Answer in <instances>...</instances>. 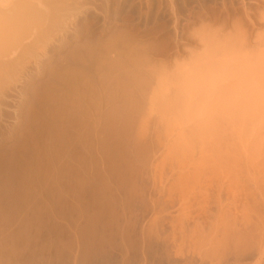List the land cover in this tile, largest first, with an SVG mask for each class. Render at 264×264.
<instances>
[{"label":"rangeland","instance_id":"1","mask_svg":"<svg viewBox=\"0 0 264 264\" xmlns=\"http://www.w3.org/2000/svg\"><path fill=\"white\" fill-rule=\"evenodd\" d=\"M0 32V264H264V0H0ZM164 134L219 140V220L212 181L196 221L162 199Z\"/></svg>","mask_w":264,"mask_h":264},{"label":"bare ground","instance_id":"2","mask_svg":"<svg viewBox=\"0 0 264 264\" xmlns=\"http://www.w3.org/2000/svg\"><path fill=\"white\" fill-rule=\"evenodd\" d=\"M31 8V7H30ZM4 10V9H3ZM15 11V10H14ZM24 11H27V8H25L24 9ZM23 11V12H24ZM8 13V12H7ZM12 13V12H11ZM15 14H16V12H14ZM20 15H21V13H20ZM3 16H5V15H3ZM19 16V15H18ZM20 17H23V16H20ZM30 17H31V13H30ZM25 18H26V16H25ZM25 18H23V19H25ZM3 19V18H2ZM11 19H13V18H11ZM17 19V18H16ZM22 19V18H21ZM20 19V20H21ZM28 19V18H27ZM26 19V20H27ZM5 20V19H4ZM33 20V19H32ZM31 20V21H32ZM7 21V20H6ZM23 21V20H22ZM25 21V20H24ZM30 21V20H29ZM9 22V21H8ZM12 22V21H11ZM10 22V23H11ZM15 22H16V20H15ZM2 23V22H1ZM13 23V22H12ZM19 23V22H18ZM4 24V23H3ZM14 25V24H13ZM12 25V26H13ZM18 25V24H17ZM5 26V25H4ZM25 26V25H24ZM10 27V26H9ZM6 28H8V27H6ZM12 28H14V27H12ZM17 29V28H16ZM19 29V28H18ZM17 29V30H18ZM11 30V29H10ZM23 30V29H22ZM4 31V30H3ZM3 31H1V32H3ZM19 31V30H18ZM0 32V33H1ZM11 32V31H10ZM16 32V31H15ZM20 32V31H19ZM4 33H6L5 31H4ZM23 33V32H22ZM5 35H7V33L5 34ZM15 35H16V33H15ZM19 35H21V33L19 34ZM8 36V35H7ZM22 36H23V34H22ZM21 36V37H22ZM10 37H11V34H10ZM14 37V36H13ZM12 37V38H13ZM1 38V37H0ZM4 38V37H3ZM8 39V38H7ZM22 39V38H21ZM5 40V39H4ZM1 43V42H0ZM5 44V43H4ZM1 46V45H0ZM3 46H5V45H3V43H2V47ZM6 47V49H7V47L8 46H5ZM0 49H2V48H0ZM4 49V48H3ZM1 51V50H0ZM5 51H6V53H5ZM2 52H4L5 54H8L7 52H9V50L7 51V50H4V51H2ZM3 53V54H4ZM2 54V53H1ZM4 54V55H5ZM4 55H2V56H4ZM11 55V54H10ZM9 56V55H8ZM262 57V58H261ZM260 58L261 59H264V54H263V56H261ZM229 67V66H228ZM188 101H187V100ZM183 100V99H182ZM182 100H178V98H177V100L175 99V106L173 105L172 106V109H174V110H172L171 109V111H174V112H171L172 114H171V116L173 115V114H175V115H173V117H172V119H176L177 120V118H180L181 116H182V114H179V112L181 113V111H182V109L178 112V110H179V108H177V104H178V107H179V105L181 104V102H182ZM204 100V99H203ZM178 101H180L179 103H177ZM184 101V100H183ZM185 101H187L188 103L190 102V104L192 105L193 103H195V101H196V105L199 107V103L201 104V102L199 101V99L198 100H195V101H193V99H191L190 98V96L188 97V98H185ZM199 101V102H198ZM183 103V102H182ZM190 106V105H189ZM201 106V105H200ZM191 107H193V106H190V108ZM178 109V110H177ZM178 112V114L179 115H177V112ZM170 112V111H169ZM189 113V111L188 110H185L184 111V113ZM183 113V112H182ZM185 113V114H186ZM169 114V113H168ZM181 115V116H180ZM184 115V114H183ZM169 116H170V114H169ZM164 118H162V120H163ZM167 124L169 123V121L171 120L170 119V117H168L167 118ZM164 135H166L165 137H167L166 138V140H165V138H164V140L162 139H160V136L159 137H157L156 139V141H157V144H158V148H162V149H167V152L166 151H164L163 150V155L161 156V159L162 160H160L159 161V163H162V162H164V163H166V162H169L170 163V165L172 166L169 170H170V173H172V171L174 172L175 171V173L173 174H171L172 175V178H173V175H174V177H175V181H174V183L172 182V185L167 189V187H163V189L162 190H160V192H159V194L161 195L162 194V196L161 197H163L162 199L164 200V202L166 201L167 202V205H171V206H173L175 203L177 204V200H178V203H179V207H181V213L179 214V215H181L182 214V216L179 218L178 216H177V219H178V223H177V219H176V223H174V222H172V224H175V225H173V227H172V224H171V227L173 228V231H172V233H173V235H174V237H177V235L179 234H181L182 236H183V233H185L184 232V229H183V224H181V223H183L182 222V220L183 221H185V219L187 220V221H196L197 219H200V217H202L203 216V214L204 215H206L205 214V212H206V209H207V211H208V206H206V205H208L204 200L202 201V198L204 197L202 194V187L203 186H205V187H209L210 186V184H211V182L210 181H212L214 184H215V190H214V195H215V197L218 199V201H216V203L218 202V203H220L219 202V198H220V194H221V187H220V183H219V178H220V170H221V168H220V158H221V156L219 157V146L217 145L218 144V141H217V139H216V137H215V139L214 140H212L210 143H208V142H205V141H203V140H200V139H198V140H200V141H198L197 143H195V142H193V141H191V140H197V139H195V138H198V136L197 135H194V137H193V139H191V140H181V139H179V140H171L169 137H168V135L169 134H164ZM198 135H199V138L201 137V135H202V133H198ZM169 138V139H168ZM168 139V140H167ZM216 140V141H215ZM113 141H114V143H115V145H116V149H117V152L115 153V155L113 156V158H112V161H113V166H114V168L116 169V172H119V178L118 177H116L120 182H121V180H124V177H125V172H126V177H127V171H129V167L132 165V163L134 162L130 157H129V154H128V151H127V148H126V146L124 145V143H123V140H122V138H121V134H118V133H114V135H113ZM164 141V142H163ZM166 141H167V143H166ZM217 144H216V143ZM135 143H136V145H141L142 143H143V139H140V138H137L136 139V141H135ZM145 143V142H144ZM220 143V142H219ZM156 144V143H155ZM157 144H156V146H157ZM142 146V145H141ZM165 147V148H163V147ZM165 149V150H166ZM159 150V149H158ZM166 152V153H165ZM221 155H222V153H220ZM164 163H162V164H164ZM154 164V163H153ZM162 164H160V165H157V164H155V169H154V171H153V175H152V177L154 176V180L153 181H157L155 184H157V183H160V182H158L159 180H161V179H163V178H161L160 179V177H162L161 175L162 174H159L158 172H155V170L156 171H160L159 169L157 170V168H159L158 166H161L162 167ZM157 165V166H156ZM152 166V168H154ZM162 168H164V167H162ZM115 169H113V170H115ZM172 170V171H171ZM122 171H123V173H122ZM125 171V172H124ZM156 173L157 174H159V178L158 177H156L157 175H156ZM121 174V175H120ZM125 177V178H126ZM159 180H158V179ZM112 179H114L115 180V174H109V173H107L106 171H101V172H98L97 174H95V175H92V204L94 205L95 203H94V201H93V199H97V198H103V199H105V200H107V201H109L108 203H109V205H110V207L112 206L113 207V209H112V207H111V210L114 212V213H116L117 214V220L119 221V219H120V214H119V212H118V209L120 208V205H121V199H122V197H121V189H119V188H117V187H115L114 185H113V183H112ZM162 182H163V180H161ZM210 182V183H209ZM161 184V183H160ZM207 184H208V186H207ZM168 190V191H167ZM164 191H165V193H164ZM168 193H167V192ZM162 192V193H161ZM166 194V195H164V194ZM202 196V198H200ZM207 198V197H206ZM205 198V199H206ZM204 199V198H203ZM216 199V200H217ZM180 201V202H179ZM205 202L204 203V206H202L203 205V203L202 202ZM153 207L155 208L156 206H157V200H154L153 202ZM216 204V206H218V205H220V204ZM93 205H92V207H93ZM108 205V206H109ZM95 206V205H94ZM221 206V205H220ZM220 206H218V208L216 207V210H218L217 211V215H216V218H218V220L220 219V216L224 213H222L221 214V209H222V207L220 208ZM174 207V206H173ZM205 211V212H204ZM203 213V214H202ZM116 214H114V215H116ZM159 214V213H158ZM201 214V215H200ZM114 215H111V217L113 216L114 217ZM160 215V214H159ZM110 217V218H111ZM112 217V218H113ZM157 217H159V216H156V218ZM199 217V218H198ZM109 218V217H108ZM182 218V219H181ZM184 218V219H183ZM114 219H115V217H114ZM113 219V220H114ZM223 219V218H222ZM112 220V219H111ZM113 220H112V222L111 223H113ZM116 220V221H117ZM179 221L181 222V223H179ZM241 221V220H240ZM219 222V221H218ZM217 222V223H218ZM221 222V221H220ZM236 222V221H235ZM114 223H115V220H114ZM248 223V222H247ZM243 224V223H242ZM112 225V224H111ZM218 226V225H217ZM218 227H220V226H218ZM216 229V228H215ZM217 231V230H216ZM215 231V232H216ZM195 232H197V231H195ZM195 232H193L194 233V236H196L197 234L195 233ZM196 234V235H195ZM179 235H178V237H179ZM200 235V234H199ZM182 236H181V239H183L184 237H186V235H184V237L182 238ZM201 237V236H200ZM185 239V238H184ZM192 239V238H191ZM217 239V238H216ZM216 242V241H215ZM214 242V243H215ZM221 243V242H220ZM217 245H218V243H217ZM216 246V245H215ZM217 249H218V247H216ZM215 252V251H214ZM241 257V256H240ZM205 258V257H204ZM209 258V257H208ZM211 258V257H210ZM219 259V258H218ZM237 260V259H236Z\"/></svg>","mask_w":264,"mask_h":264}]
</instances>
